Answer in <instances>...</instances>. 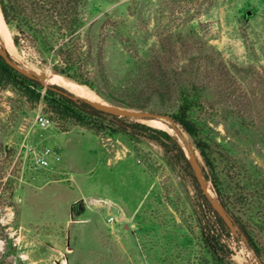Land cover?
<instances>
[{
    "label": "rangeland",
    "instance_id": "rangeland-1",
    "mask_svg": "<svg viewBox=\"0 0 264 264\" xmlns=\"http://www.w3.org/2000/svg\"><path fill=\"white\" fill-rule=\"evenodd\" d=\"M19 1L28 12L36 6ZM80 16L76 71L90 83L55 70L43 35L15 44L16 23L4 18L10 37L0 44L49 85L165 116L137 121L169 131L189 157L191 137L169 114L195 99L190 116L264 260V0H82ZM41 93L0 87V264H217L191 182L158 144L59 116ZM39 113L50 125H39ZM232 249L223 264H261L243 239Z\"/></svg>",
    "mask_w": 264,
    "mask_h": 264
},
{
    "label": "trees",
    "instance_id": "trees-1",
    "mask_svg": "<svg viewBox=\"0 0 264 264\" xmlns=\"http://www.w3.org/2000/svg\"><path fill=\"white\" fill-rule=\"evenodd\" d=\"M35 4V8L28 12L19 0H0L6 23H16L18 35L14 37L15 44H19L20 39L25 36L43 35L49 47L55 50L61 63L56 65L55 70L80 83H90L89 79H83L76 71L78 61L75 57L74 39L83 25L80 16L82 0H36ZM11 57L14 59L13 56ZM8 83L22 85L26 94L30 97L34 96L37 100L42 96L41 90L45 89L48 106L59 116L74 118L98 130L106 129L115 133H125L158 144L170 162L178 167L184 177L191 182L195 208L199 215L202 242L210 260L217 264L230 260L233 256L232 243L243 239L255 251L261 264H264L260 247L236 213L235 203L224 192L212 146L203 138L198 123L190 116V110L196 103L195 99L186 95L178 110L170 113L169 117L176 125L175 128H178L177 130H182L191 137L194 151H198L201 157L199 164L202 176L212 187L232 225L222 217L203 190L185 148L169 131L139 122L136 118L99 109L84 99L73 100L52 88H46L40 79L21 74L7 64L0 55V87ZM51 86L64 90L56 84ZM100 100L105 99L100 96ZM146 105V103L140 104L141 108Z\"/></svg>",
    "mask_w": 264,
    "mask_h": 264
},
{
    "label": "water",
    "instance_id": "water-1",
    "mask_svg": "<svg viewBox=\"0 0 264 264\" xmlns=\"http://www.w3.org/2000/svg\"><path fill=\"white\" fill-rule=\"evenodd\" d=\"M246 15H252V11L251 10H247L246 11ZM0 55L4 58V60L7 62V64H9L12 68H14L16 71L20 72L21 74L28 76L30 78H37L40 79L41 82L44 84V86L46 88H52L55 91H58L59 93H62L63 95L73 99V100H78V99H84L85 101L92 103L95 107L99 108V109H103L109 112H114L117 114H121V115H126L132 118H142V119H152V118H160V117H165L163 115L160 114H156L154 112H150V111H124V110H113L111 108H108L105 105H100V104H95L85 98L82 97H78L75 96L74 94H72L71 92L67 91V90H63V89H59L56 87H52L51 85H49L48 83H45L40 77H38L37 75H35L34 73H32L30 70L22 67L16 60L12 59L11 54L9 53V51L6 48V45L1 41L0 44ZM168 117V116H167ZM170 118V117H169ZM171 119V118H170ZM173 122V121H172ZM189 153H190V160L191 163L194 167L195 170V174L203 188V190L206 192V194L208 195V197L210 198V200L212 201V203L214 204V206L217 208V210L219 211V213L222 215V217L229 223L232 225V221L230 220V218L228 217V215L226 214V212L224 211L222 205L220 204V202L211 197L210 193L208 192V189L206 187L207 182L204 180L203 176H202V170L199 164V160L197 159L196 155H195V151L191 148V144L189 143L187 145ZM122 219L124 217H121ZM245 240L246 237L244 236Z\"/></svg>",
    "mask_w": 264,
    "mask_h": 264
},
{
    "label": "bare ground",
    "instance_id": "bare-ground-1",
    "mask_svg": "<svg viewBox=\"0 0 264 264\" xmlns=\"http://www.w3.org/2000/svg\"><path fill=\"white\" fill-rule=\"evenodd\" d=\"M9 31L8 29L5 27L4 25V21H3V14H2V10L0 7V38L1 40L6 43L7 41H9ZM71 88L78 94L80 95H84L86 93V91L84 90L83 87L77 85V86H71ZM153 122L155 120H152ZM158 124V123H157Z\"/></svg>",
    "mask_w": 264,
    "mask_h": 264
},
{
    "label": "built area",
    "instance_id": "built-area-1",
    "mask_svg": "<svg viewBox=\"0 0 264 264\" xmlns=\"http://www.w3.org/2000/svg\"><path fill=\"white\" fill-rule=\"evenodd\" d=\"M37 121H38L39 125L42 127H46V126L50 125V123H51L50 119L47 116L40 114V113L37 115ZM39 163L41 165H48L49 161L47 158H39ZM114 219H115L114 216L109 217L110 222H112Z\"/></svg>",
    "mask_w": 264,
    "mask_h": 264
}]
</instances>
